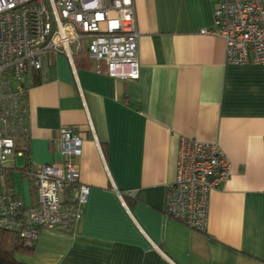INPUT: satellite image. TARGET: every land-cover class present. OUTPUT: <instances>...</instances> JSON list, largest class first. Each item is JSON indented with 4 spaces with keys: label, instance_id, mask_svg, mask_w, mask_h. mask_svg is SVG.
Segmentation results:
<instances>
[{
    "label": "crops",
    "instance_id": "crops-1",
    "mask_svg": "<svg viewBox=\"0 0 264 264\" xmlns=\"http://www.w3.org/2000/svg\"><path fill=\"white\" fill-rule=\"evenodd\" d=\"M134 2L138 79L110 76L105 62L99 71L86 50L50 55L35 74L29 158L60 162L61 129L75 126L90 193L76 229H41L24 261L264 264V64L228 63L224 38L202 32L216 27L221 0ZM183 137L218 142L231 162L229 179L209 193L205 231L165 213ZM15 173L17 192L35 204L32 181Z\"/></svg>",
    "mask_w": 264,
    "mask_h": 264
},
{
    "label": "built area",
    "instance_id": "built-area-1",
    "mask_svg": "<svg viewBox=\"0 0 264 264\" xmlns=\"http://www.w3.org/2000/svg\"><path fill=\"white\" fill-rule=\"evenodd\" d=\"M216 27L231 64H264V0H221ZM140 32L134 0H0V227L18 231L35 245L43 228L74 231L83 218L90 186L80 180L83 140L75 126L61 129L62 159L19 168L30 152V88L46 72L48 56L73 60L86 50L110 76L138 79ZM231 162L218 142L180 141L177 174L168 185L165 213L194 230L208 224L209 193L230 177ZM20 169L32 181L35 204H27L11 177ZM67 193L66 197H62Z\"/></svg>",
    "mask_w": 264,
    "mask_h": 264
},
{
    "label": "trees",
    "instance_id": "trees-1",
    "mask_svg": "<svg viewBox=\"0 0 264 264\" xmlns=\"http://www.w3.org/2000/svg\"><path fill=\"white\" fill-rule=\"evenodd\" d=\"M29 153L26 156V161L30 160ZM34 248L35 245L26 246L21 242V237L18 231L0 227V264H30L18 260L16 254L18 252L31 254L34 251Z\"/></svg>",
    "mask_w": 264,
    "mask_h": 264
},
{
    "label": "rangeland",
    "instance_id": "rangeland-1",
    "mask_svg": "<svg viewBox=\"0 0 264 264\" xmlns=\"http://www.w3.org/2000/svg\"><path fill=\"white\" fill-rule=\"evenodd\" d=\"M25 158L24 157H18L17 158V161H16V164L18 167H22L25 163ZM21 180H22V176L20 173H15L14 175V182H15V185L17 184V189L22 188V186H20L19 184L21 183ZM16 258L18 260H21V261H24V259L26 258L25 257V252H18L16 254Z\"/></svg>",
    "mask_w": 264,
    "mask_h": 264
}]
</instances>
